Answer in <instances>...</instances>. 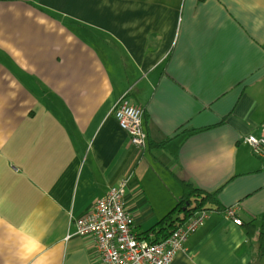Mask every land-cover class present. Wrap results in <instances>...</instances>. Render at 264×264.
Returning a JSON list of instances; mask_svg holds the SVG:
<instances>
[{
	"label": "crops",
	"instance_id": "crops-1",
	"mask_svg": "<svg viewBox=\"0 0 264 264\" xmlns=\"http://www.w3.org/2000/svg\"><path fill=\"white\" fill-rule=\"evenodd\" d=\"M126 91L143 148L111 111ZM248 134L264 136V0H0V264H101L74 221L123 181L140 234L183 181L218 190L170 264H264Z\"/></svg>",
	"mask_w": 264,
	"mask_h": 264
},
{
	"label": "built area",
	"instance_id": "built-area-1",
	"mask_svg": "<svg viewBox=\"0 0 264 264\" xmlns=\"http://www.w3.org/2000/svg\"><path fill=\"white\" fill-rule=\"evenodd\" d=\"M127 94V91L124 92L114 101L111 111L131 143L143 148L147 139L143 126L144 109L132 104ZM244 142L254 154L264 157V136L248 134ZM124 189L125 181L97 198L89 211L75 219V234L94 239L101 264H170L184 250L189 236L203 223L208 211L201 209L194 212L166 238L150 242L138 233L134 217L125 208ZM235 208H227L226 213L241 225L242 220L236 217Z\"/></svg>",
	"mask_w": 264,
	"mask_h": 264
},
{
	"label": "trees",
	"instance_id": "trees-1",
	"mask_svg": "<svg viewBox=\"0 0 264 264\" xmlns=\"http://www.w3.org/2000/svg\"><path fill=\"white\" fill-rule=\"evenodd\" d=\"M218 190L213 192L198 188L191 183L183 181V194L176 204L151 228L143 232L142 235L150 242H158L166 238L176 227L186 221L194 212L201 209H220L217 200ZM251 223V222H248ZM247 223V224H248ZM255 227V224H250ZM149 233H154L151 238ZM260 248L264 252V228L259 236Z\"/></svg>",
	"mask_w": 264,
	"mask_h": 264
},
{
	"label": "rangeland",
	"instance_id": "rangeland-1",
	"mask_svg": "<svg viewBox=\"0 0 264 264\" xmlns=\"http://www.w3.org/2000/svg\"><path fill=\"white\" fill-rule=\"evenodd\" d=\"M263 259H264V257H263Z\"/></svg>",
	"mask_w": 264,
	"mask_h": 264
}]
</instances>
